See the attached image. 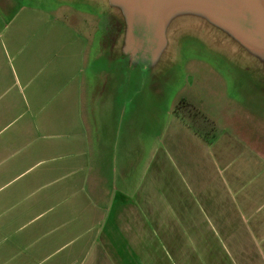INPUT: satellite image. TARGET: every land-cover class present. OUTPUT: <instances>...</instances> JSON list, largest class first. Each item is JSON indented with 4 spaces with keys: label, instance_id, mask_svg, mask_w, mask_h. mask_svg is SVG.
<instances>
[{
    "label": "crops",
    "instance_id": "1",
    "mask_svg": "<svg viewBox=\"0 0 264 264\" xmlns=\"http://www.w3.org/2000/svg\"><path fill=\"white\" fill-rule=\"evenodd\" d=\"M5 1L0 264H264V115L146 96L120 37L98 65L71 16Z\"/></svg>",
    "mask_w": 264,
    "mask_h": 264
},
{
    "label": "rangeland",
    "instance_id": "2",
    "mask_svg": "<svg viewBox=\"0 0 264 264\" xmlns=\"http://www.w3.org/2000/svg\"><path fill=\"white\" fill-rule=\"evenodd\" d=\"M7 1L14 6L23 2L43 3L55 8L62 15L71 16L70 19L76 24L79 23L89 35L93 50L101 57L96 63L98 65L105 64L111 68L116 64V56L111 48L114 39L120 37L118 45L125 46L128 50L140 47L138 42L140 43L141 39L138 38V34L136 36L130 34L128 20L121 15L120 5L112 0ZM250 2L259 5L264 11V0ZM0 3L6 1L0 0ZM262 11L258 25L254 19L251 34L243 38L211 22L200 8L194 10L183 6L172 7L162 28V39L154 46L157 52L154 67L145 70L147 65H151L147 63L144 68L128 70L127 80L143 85L157 82L160 88L159 95L151 92L149 88L145 89L144 86L146 96L156 94L167 102L172 101L175 108H186L188 113H200L207 118L210 114L223 117L233 111L240 116L250 114L256 118L255 122H259V118L264 115ZM128 12L127 18L130 14ZM108 25L110 31L107 29ZM124 32L127 35L124 39L125 45ZM137 60L136 56L132 60L125 57L123 61L126 64L133 62L137 65L139 64ZM199 100H204L209 105L202 108L192 104Z\"/></svg>",
    "mask_w": 264,
    "mask_h": 264
},
{
    "label": "water",
    "instance_id": "3",
    "mask_svg": "<svg viewBox=\"0 0 264 264\" xmlns=\"http://www.w3.org/2000/svg\"><path fill=\"white\" fill-rule=\"evenodd\" d=\"M117 5L127 4L128 14V28L130 34H133V19L136 12L145 13L148 17L152 15V8L154 0H140L136 5V0H112ZM246 1V2H245ZM175 6L189 7V9L200 8L201 12L210 19L211 22L216 23L227 29L233 35H241L246 38L252 32V25L254 19L258 25L261 9L259 5L252 4L250 0H227V3L216 4L207 0H168L160 13L159 27H158V40L162 39V28L164 27L166 17L169 16L170 10ZM256 12H255V11ZM264 14V11H262ZM156 35V34H155ZM152 45L151 36L148 39V46ZM160 45V44H159ZM159 47V46H158ZM159 49V48H158ZM158 51V50H157ZM157 57V52H155ZM155 59V58H154Z\"/></svg>",
    "mask_w": 264,
    "mask_h": 264
},
{
    "label": "flooded vegetation",
    "instance_id": "4",
    "mask_svg": "<svg viewBox=\"0 0 264 264\" xmlns=\"http://www.w3.org/2000/svg\"><path fill=\"white\" fill-rule=\"evenodd\" d=\"M168 0H154L152 15L149 17L142 12H136L133 19V34L136 36L138 34V38L141 39L139 44L140 47H135L134 50L137 51V58L139 60V64H144V66L149 63L152 64L155 61V50L154 48L157 40L158 33V25H159V17L161 10L163 9L165 3ZM216 4H224L227 3V0H207ZM140 3V0H136V5ZM156 34V35H155ZM134 36V38H135ZM151 36L152 45L148 46V39ZM150 59V61H149ZM137 60V61H138Z\"/></svg>",
    "mask_w": 264,
    "mask_h": 264
},
{
    "label": "bare ground",
    "instance_id": "5",
    "mask_svg": "<svg viewBox=\"0 0 264 264\" xmlns=\"http://www.w3.org/2000/svg\"><path fill=\"white\" fill-rule=\"evenodd\" d=\"M127 6V4L123 3L122 5H120L121 8V12H122V16L124 17L125 20H127V8H125ZM125 13V14H124Z\"/></svg>",
    "mask_w": 264,
    "mask_h": 264
}]
</instances>
